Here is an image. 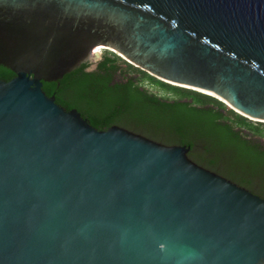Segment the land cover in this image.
<instances>
[{
	"label": "water",
	"instance_id": "water-1",
	"mask_svg": "<svg viewBox=\"0 0 264 264\" xmlns=\"http://www.w3.org/2000/svg\"><path fill=\"white\" fill-rule=\"evenodd\" d=\"M98 49L264 123V0H0V264H264V199L46 95Z\"/></svg>",
	"mask_w": 264,
	"mask_h": 264
},
{
	"label": "trees",
	"instance_id": "trees-1",
	"mask_svg": "<svg viewBox=\"0 0 264 264\" xmlns=\"http://www.w3.org/2000/svg\"><path fill=\"white\" fill-rule=\"evenodd\" d=\"M13 78L0 65V79ZM43 91L100 131L118 126L164 145L186 146L198 165L240 187H264V123L241 116L214 97L165 83L111 51L58 82H45Z\"/></svg>",
	"mask_w": 264,
	"mask_h": 264
},
{
	"label": "rangeland",
	"instance_id": "rangeland-1",
	"mask_svg": "<svg viewBox=\"0 0 264 264\" xmlns=\"http://www.w3.org/2000/svg\"><path fill=\"white\" fill-rule=\"evenodd\" d=\"M105 51H109V50H106V49H98L97 50V53L99 55V60L101 59V57L103 56ZM96 62L97 61H93L92 63L95 64ZM146 88L149 89V91L152 92V93H155L157 95H163V92L160 89L156 88V87H153V86H150V85H146ZM263 142H264V139H263Z\"/></svg>",
	"mask_w": 264,
	"mask_h": 264
},
{
	"label": "flooded vegetation",
	"instance_id": "flooded-vegetation-1",
	"mask_svg": "<svg viewBox=\"0 0 264 264\" xmlns=\"http://www.w3.org/2000/svg\"><path fill=\"white\" fill-rule=\"evenodd\" d=\"M245 189H247V188H245ZM247 190H249L253 194L259 196L260 198L264 199V187L257 186L253 189H247Z\"/></svg>",
	"mask_w": 264,
	"mask_h": 264
}]
</instances>
